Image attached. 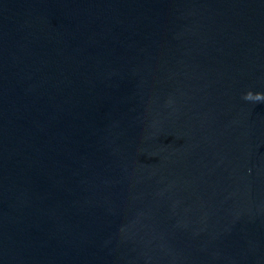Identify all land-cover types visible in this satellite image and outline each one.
I'll return each mask as SVG.
<instances>
[{
  "label": "water",
  "instance_id": "95a60500",
  "mask_svg": "<svg viewBox=\"0 0 264 264\" xmlns=\"http://www.w3.org/2000/svg\"><path fill=\"white\" fill-rule=\"evenodd\" d=\"M0 264H264V0H0Z\"/></svg>",
  "mask_w": 264,
  "mask_h": 264
}]
</instances>
